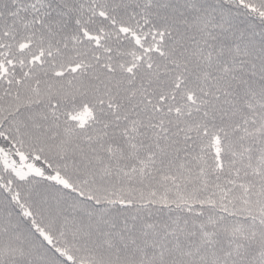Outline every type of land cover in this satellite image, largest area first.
I'll list each match as a JSON object with an SVG mask.
<instances>
[{
    "label": "snow or ice",
    "instance_id": "obj_1",
    "mask_svg": "<svg viewBox=\"0 0 264 264\" xmlns=\"http://www.w3.org/2000/svg\"><path fill=\"white\" fill-rule=\"evenodd\" d=\"M0 264H264V0H0Z\"/></svg>",
    "mask_w": 264,
    "mask_h": 264
}]
</instances>
